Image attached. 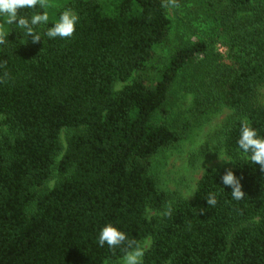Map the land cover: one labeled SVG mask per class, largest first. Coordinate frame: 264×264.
Returning <instances> with one entry per match:
<instances>
[{
    "label": "trees",
    "instance_id": "trees-1",
    "mask_svg": "<svg viewBox=\"0 0 264 264\" xmlns=\"http://www.w3.org/2000/svg\"><path fill=\"white\" fill-rule=\"evenodd\" d=\"M162 3L67 0L36 26L38 43L10 28L0 46V61L7 60L0 75L10 74L0 83V264L118 262L120 249L98 245L108 223L141 243L151 239L143 264H264V172L237 144L245 117L264 136V106L256 101L264 87V0ZM65 9L80 17L74 36L47 37ZM172 9L179 18L187 14L181 23L188 38ZM42 11L19 14L30 19ZM177 85L193 95L195 116L226 107L238 117L223 149L242 200L223 184L227 170H207L192 201L170 203L159 189L154 158L192 128L189 118H171ZM210 193L215 207L206 203Z\"/></svg>",
    "mask_w": 264,
    "mask_h": 264
},
{
    "label": "rangeland",
    "instance_id": "rangeland-1",
    "mask_svg": "<svg viewBox=\"0 0 264 264\" xmlns=\"http://www.w3.org/2000/svg\"><path fill=\"white\" fill-rule=\"evenodd\" d=\"M66 1L50 0L52 6L47 9L49 20L54 19L56 12L63 9ZM178 15L176 9L170 11V18L173 20L175 27H178L181 35L188 38L191 36V33L189 30L183 28L181 23V20H184L187 14L182 13L180 18ZM4 20V17H0V25H3L4 31L9 33L12 25L6 24ZM200 27L199 30L201 32L205 31L203 26L200 25ZM192 38L196 39L197 37ZM173 41L174 39L171 42ZM220 50L221 52L225 51L223 48ZM165 53L164 49L155 55L151 64L152 67L160 66ZM152 69L156 71L157 68ZM152 72L151 74H153ZM137 77L138 74H135L131 81L118 83L115 91H120L124 86L131 84ZM171 96L172 120L189 118L192 120V128L183 141L161 152L154 158L152 172L157 178L159 189L169 195L170 203H174L179 199L192 201L195 198L198 183L207 170L233 169L234 162L222 161L219 155L224 159H230L223 149L224 133L230 124L238 120V117H236L234 111L226 107H221L218 110L199 117L195 116L193 114V95L185 93L179 85L174 88ZM256 101L258 105L264 106V87L259 89ZM69 135L70 132L68 130L63 131L62 139L64 144H66ZM57 180L58 178L52 180L49 186L53 187ZM149 214L152 216L156 213L150 211ZM142 245L146 252L151 246V239L145 240ZM119 262L111 264H119Z\"/></svg>",
    "mask_w": 264,
    "mask_h": 264
},
{
    "label": "clouds",
    "instance_id": "clouds-1",
    "mask_svg": "<svg viewBox=\"0 0 264 264\" xmlns=\"http://www.w3.org/2000/svg\"><path fill=\"white\" fill-rule=\"evenodd\" d=\"M39 6L42 10L40 13H34L30 19L21 16V9H35ZM50 0H0V17H4V22L8 25H17L24 30L25 36H31L33 43L41 41V36L36 32V26L45 25L49 22V14L47 9L51 7ZM162 7H179L178 0H163ZM80 17L71 9H65L59 15L52 27L48 28L45 35L49 38L55 39H70L74 36L76 25ZM7 35L0 25V45L7 43ZM42 50V49H41ZM7 66V60L0 61V68ZM10 79V74L7 70L0 75V83H7ZM239 148L243 154L251 161L252 164H258L261 172H264V136H260L256 129L251 126V122L245 117L240 121V136L237 140ZM222 161H231L224 159L219 155ZM224 185L232 188L231 196L233 199L239 201L245 197L242 191L240 180L235 176L232 170H227L222 177ZM191 195V194H190ZM189 195V196H190ZM206 203L209 207H215L218 203L216 194L210 193L206 198ZM205 209H200V212ZM172 210L170 204L166 207L165 216H171ZM107 244L108 248L115 252L120 249L123 256L119 264H143V257L145 254L144 246L141 242L134 238H129L128 235L119 230L117 227L108 223L102 227L98 235V245L103 247Z\"/></svg>",
    "mask_w": 264,
    "mask_h": 264
}]
</instances>
